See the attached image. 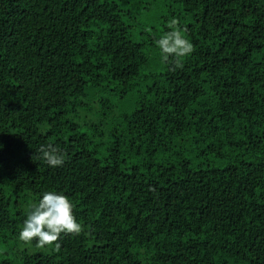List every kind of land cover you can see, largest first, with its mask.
Listing matches in <instances>:
<instances>
[{
  "label": "trees",
  "instance_id": "1",
  "mask_svg": "<svg viewBox=\"0 0 264 264\" xmlns=\"http://www.w3.org/2000/svg\"><path fill=\"white\" fill-rule=\"evenodd\" d=\"M155 1L0 0V264H264V0ZM47 191L83 226L58 251L19 239Z\"/></svg>",
  "mask_w": 264,
  "mask_h": 264
},
{
  "label": "clouds",
  "instance_id": "2",
  "mask_svg": "<svg viewBox=\"0 0 264 264\" xmlns=\"http://www.w3.org/2000/svg\"><path fill=\"white\" fill-rule=\"evenodd\" d=\"M169 27L172 30L166 32L157 45L165 62L170 58L174 60L170 70L175 71L177 67H183L180 58L189 56L194 51V45L182 35L185 29L180 28L177 19L174 18ZM39 153V158L49 167H60L65 162L66 154L52 144L41 145ZM73 207L67 196L54 191L44 192L42 198L31 205L19 239L25 243L35 241L40 248L51 245L58 251L62 235H79L83 231V226L74 216Z\"/></svg>",
  "mask_w": 264,
  "mask_h": 264
},
{
  "label": "rangeland",
  "instance_id": "3",
  "mask_svg": "<svg viewBox=\"0 0 264 264\" xmlns=\"http://www.w3.org/2000/svg\"><path fill=\"white\" fill-rule=\"evenodd\" d=\"M119 3L123 9L130 10L131 14H134L137 16L139 23H146L147 25H151L155 21H157L158 17L163 14L162 9L159 8V4L155 0H110ZM143 8H146L143 9ZM169 8H172V6H169ZM174 8V7H173ZM175 10V8H174ZM176 19V18H175ZM81 116V114H80ZM82 119L85 120H91L92 117L90 114L83 117ZM105 125L102 128V131L104 132V137L99 140H94V143H101V147L104 148L108 145L109 142H111L112 138H110V132L108 129V126H111V120L108 119L105 121ZM2 242V239H0V243ZM2 247H7L9 249L10 244H1ZM25 249V247H23ZM40 248L38 249V251ZM33 252L30 250V253Z\"/></svg>",
  "mask_w": 264,
  "mask_h": 264
}]
</instances>
